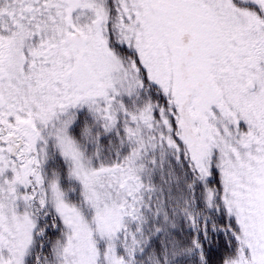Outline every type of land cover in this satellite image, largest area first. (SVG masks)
I'll return each mask as SVG.
<instances>
[{
	"label": "snow or ice",
	"instance_id": "obj_1",
	"mask_svg": "<svg viewBox=\"0 0 264 264\" xmlns=\"http://www.w3.org/2000/svg\"><path fill=\"white\" fill-rule=\"evenodd\" d=\"M0 264H264V0H0Z\"/></svg>",
	"mask_w": 264,
	"mask_h": 264
}]
</instances>
